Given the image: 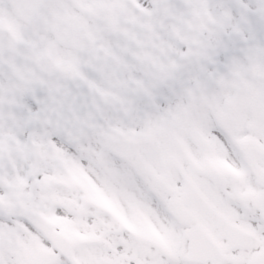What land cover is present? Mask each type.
<instances>
[{"label":"snow or ice","instance_id":"1","mask_svg":"<svg viewBox=\"0 0 264 264\" xmlns=\"http://www.w3.org/2000/svg\"><path fill=\"white\" fill-rule=\"evenodd\" d=\"M0 264H264V0H0Z\"/></svg>","mask_w":264,"mask_h":264}]
</instances>
